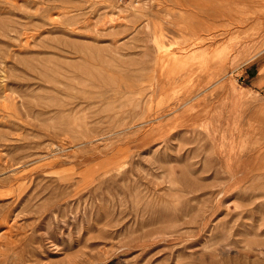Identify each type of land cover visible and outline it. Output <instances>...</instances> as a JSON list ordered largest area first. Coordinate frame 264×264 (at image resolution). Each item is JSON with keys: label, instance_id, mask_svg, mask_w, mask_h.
Segmentation results:
<instances>
[{"label": "rangeland", "instance_id": "obj_1", "mask_svg": "<svg viewBox=\"0 0 264 264\" xmlns=\"http://www.w3.org/2000/svg\"><path fill=\"white\" fill-rule=\"evenodd\" d=\"M0 264H264V0H0Z\"/></svg>", "mask_w": 264, "mask_h": 264}, {"label": "bare ground", "instance_id": "obj_2", "mask_svg": "<svg viewBox=\"0 0 264 264\" xmlns=\"http://www.w3.org/2000/svg\"><path fill=\"white\" fill-rule=\"evenodd\" d=\"M11 224H12V223H11ZM9 225H10V223H9ZM9 225H8V226H9Z\"/></svg>", "mask_w": 264, "mask_h": 264}]
</instances>
